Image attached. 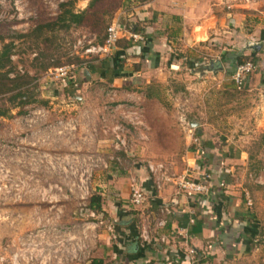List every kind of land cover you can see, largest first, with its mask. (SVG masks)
Wrapping results in <instances>:
<instances>
[{"label": "rangeland", "instance_id": "1", "mask_svg": "<svg viewBox=\"0 0 264 264\" xmlns=\"http://www.w3.org/2000/svg\"><path fill=\"white\" fill-rule=\"evenodd\" d=\"M62 1L67 0H27L33 14L29 21L33 23L34 16L37 24L52 20ZM70 1L75 11H82L90 0ZM131 3L96 0L82 25L44 30L38 38L14 37L13 27L26 26V19L0 24V32L12 36L6 41L13 42L14 71L36 76V103L46 101L45 106L25 107V115L12 108L8 117H0V264H92L105 243L108 248L114 241L98 237L113 230L106 199L99 193L100 188H114L117 179L112 175L141 186L143 174L150 176L156 191L167 186L175 197L195 196L200 211L210 213L212 203L202 192L181 185L203 182L213 196L209 171L223 177L216 191L224 190L227 223L220 241L202 244L199 255L188 251V264H264V86L252 82L261 72L257 65L249 82L237 86L232 72L227 75L231 64H221L219 45L205 42L172 51L178 67L163 66L162 73L149 74L136 64L139 75L118 85L99 80L95 73L90 82L82 78L76 96L83 104L65 98L48 78L53 65L89 60L99 64L104 55H84V48L89 42L100 44L113 22L130 27L123 7ZM9 5L10 0H0L1 15L12 14ZM239 41L223 44L233 53L241 50ZM125 43L121 38L117 44ZM252 52L244 49L245 61H252ZM116 125L124 130L118 132ZM116 191L119 196L111 197L112 202L118 198L134 207ZM93 195L100 196V211L88 208ZM144 195L146 202L147 192ZM168 208L158 207V216L165 219ZM246 222L255 229L250 252L241 241ZM109 262V257L102 260Z\"/></svg>", "mask_w": 264, "mask_h": 264}, {"label": "crops", "instance_id": "2", "mask_svg": "<svg viewBox=\"0 0 264 264\" xmlns=\"http://www.w3.org/2000/svg\"><path fill=\"white\" fill-rule=\"evenodd\" d=\"M123 1L125 3V0ZM131 1L130 8L126 5L123 7V12L132 21L127 29L140 33L144 39L139 43L124 39L125 47L116 44V57L111 59L113 52L99 61V71H95L99 80L118 85L121 81L133 79L138 74L136 64L147 69L149 74L151 71L162 73L163 66L167 65L174 69L178 67V61L172 57V51H182L183 48L196 47L205 42L219 45V56L223 60L220 59L221 64L225 67L231 64L227 72V75H230L236 65L235 57L246 55L245 48L249 49L250 45L259 43L260 49L252 54L256 58L255 68L257 65L258 71L261 72L254 75L252 82L254 85L260 82L264 86V0H129ZM119 12H122L121 9ZM137 26L141 29L137 30ZM237 41L243 45L240 52L231 53V49L223 44L229 46ZM246 42L250 44L244 48ZM91 63L95 64L94 61ZM87 65L83 63L77 70L85 82H90L93 73H89ZM225 67H222L224 71ZM84 69L89 74L88 79L84 75ZM249 77L246 78L245 84L249 82ZM79 83L71 96L64 97L72 100L75 98V102L83 104L80 102L81 97L76 96L77 92L80 93L82 80ZM116 110L119 111L118 108ZM207 144L212 148L211 143ZM222 156L226 157L228 154L224 153ZM212 157L214 156L210 157L213 161ZM213 168L215 167L211 166L210 169ZM209 173L214 197H209L212 211L205 214L194 201L195 196L175 197L173 190L167 186L156 191L152 187L150 176L144 174L142 189L148 194L146 202L134 207L119 203L118 198L116 202H112V198L119 196L116 189H120L122 199L128 197L126 181L121 180V175H112L117 179L114 181V188H100L99 193L106 199L107 212L113 219V230L111 228L109 234L98 237L109 240L111 236L114 241L108 248L105 243L106 246H103V252L97 259L105 260L109 257L108 264H167L169 261L174 264H188L190 249H199L207 242H218L221 230L227 223L228 213L225 216V211L227 212L229 207L223 202L224 190L216 191L218 182H223L222 175L215 171ZM166 205L170 208L168 214L162 215L165 217L163 219L158 216L157 208ZM134 216L137 219H134ZM189 219H192L193 223H189ZM159 220L164 221L163 226H158Z\"/></svg>", "mask_w": 264, "mask_h": 264}, {"label": "trees", "instance_id": "3", "mask_svg": "<svg viewBox=\"0 0 264 264\" xmlns=\"http://www.w3.org/2000/svg\"><path fill=\"white\" fill-rule=\"evenodd\" d=\"M95 1L96 0H90L86 9L82 11H75L73 9V3L70 0L59 2L57 6L58 12L56 13V16L52 20L37 24L38 22L36 20V17L34 16L33 18L34 21L32 25L27 29V31L25 33H21L19 31L13 32L15 33L14 37L17 38V40L23 39L31 35H35V37L38 38L39 35L42 34L44 30L46 31L47 30L55 31L57 29L67 30L72 26H80L83 24L86 18L87 11L94 5ZM2 23L4 22H0V24ZM140 29L139 26H137V30ZM9 36L11 35H4L0 32V102L2 103L0 105V117H8L9 115L8 113L12 108L19 109L18 110L19 115H25L27 110H25L24 108L27 106L33 104H37V106L46 105V101L44 100H40V103H36L37 102L36 95H38V92H36L38 89L37 84L35 82V80L37 79L36 76L31 75L27 72L19 73L18 71H14V67L12 65V60H11V51H12L13 42L6 41V39L9 38ZM117 53L118 52L116 53L114 52L115 56L112 53L113 55L111 59H114ZM246 59L247 56H242V55L236 56L235 64L243 63L245 62ZM252 62L255 65L256 63L255 57L252 58ZM100 66L101 67L103 66L102 62ZM48 67L49 66H44L43 70H46ZM53 67H56V65H53ZM86 69L89 71V73L92 74L95 73V71L96 72L99 71V65L90 63L86 66ZM81 76L82 75L80 73L77 74L76 72H74L65 85H61L59 82L55 81V86L60 88L63 95L67 97L71 96V94L74 92L75 87L80 84L79 82L82 79ZM262 82L264 83V79L262 80ZM49 92L52 93L53 90ZM88 208L91 209L92 211H100L99 195L91 196L89 200ZM245 221L246 218L244 219V222ZM254 231H255L254 226L250 225L249 222H246L241 227V233H242L241 241L245 245L246 247L245 250L247 252H250V250L253 247L252 237L255 234ZM193 252L196 253L197 255L200 254V250L196 248L193 249ZM200 261L201 259L199 260L198 263H200ZM92 264H102V259H94L92 260Z\"/></svg>", "mask_w": 264, "mask_h": 264}, {"label": "built area", "instance_id": "4", "mask_svg": "<svg viewBox=\"0 0 264 264\" xmlns=\"http://www.w3.org/2000/svg\"><path fill=\"white\" fill-rule=\"evenodd\" d=\"M44 1L46 3H49L48 0H44ZM27 5H28L27 0H10L9 11L12 14L7 16L0 14L1 15L0 22H7L11 19H16L18 21L26 19L27 20L26 26L13 27L14 30H17L21 33H25L27 29L32 25V21H29V19L33 16L32 12H28ZM121 38L132 41L133 43L142 42V40L144 39L140 33L131 32L130 29H125L124 26L121 27V25L118 24L117 22L115 23L113 22L109 24L108 27L106 28L102 43L90 44L89 42L88 45L84 48L83 54L90 56H92L93 54H102L104 55V57H108L114 52V50L116 49V44L118 40H120ZM91 62L92 60L84 61L83 63L90 64ZM83 63L81 64L69 63L58 67H51L47 70L48 78H51L54 81L59 82L61 85H65L68 82L69 78L73 75V73L77 71L79 66L82 65ZM254 69H255V65L253 64L252 61H245L243 63L236 64L231 74L232 81L237 86H244L246 82V78L253 72ZM114 128L118 132H122L124 130V128L121 127L120 125H116ZM115 138L117 142L119 141L121 145H124V140H121L119 136H115ZM181 185L182 187L187 188L193 191L194 193L202 192L200 194L205 196L204 199L206 200V202L207 199H209L210 197V194L208 193V190L203 182H198V184L186 182V183H181ZM128 198L130 204L133 206H139L144 202L145 195L141 184L137 183L134 180H131L128 183ZM189 223H193V220L189 219ZM163 225H164V221L159 220L158 226H163ZM189 252L192 253L193 250L190 249ZM167 264H174V263L169 261Z\"/></svg>", "mask_w": 264, "mask_h": 264}, {"label": "water", "instance_id": "5", "mask_svg": "<svg viewBox=\"0 0 264 264\" xmlns=\"http://www.w3.org/2000/svg\"><path fill=\"white\" fill-rule=\"evenodd\" d=\"M260 46H261V44L258 43V44L250 45L249 48L253 49L254 51H258V50L260 49ZM217 69H218V70H221L222 67H221V66H218ZM213 70H214V69H213ZM84 75H86V78H87V79L89 78V76H88L89 74H88V72H87L86 69H84Z\"/></svg>", "mask_w": 264, "mask_h": 264}]
</instances>
